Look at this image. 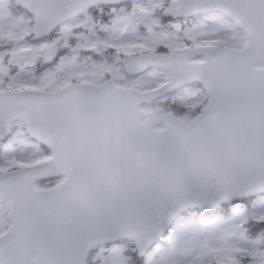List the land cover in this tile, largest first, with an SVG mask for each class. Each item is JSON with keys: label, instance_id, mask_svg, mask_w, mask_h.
<instances>
[{"label": "snow or ice", "instance_id": "1", "mask_svg": "<svg viewBox=\"0 0 264 264\" xmlns=\"http://www.w3.org/2000/svg\"><path fill=\"white\" fill-rule=\"evenodd\" d=\"M0 264H264V0H0Z\"/></svg>", "mask_w": 264, "mask_h": 264}]
</instances>
